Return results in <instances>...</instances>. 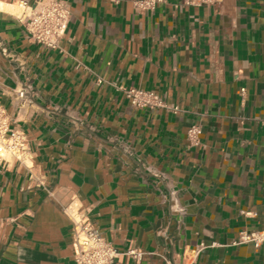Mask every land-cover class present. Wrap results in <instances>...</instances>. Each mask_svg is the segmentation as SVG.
<instances>
[{"label": "crops", "instance_id": "0c3cea01", "mask_svg": "<svg viewBox=\"0 0 264 264\" xmlns=\"http://www.w3.org/2000/svg\"><path fill=\"white\" fill-rule=\"evenodd\" d=\"M19 1L0 0V105L29 149L0 160V264H76L78 219L144 253L113 264H264V244H233L264 227V0H62L56 49L19 20L49 0Z\"/></svg>", "mask_w": 264, "mask_h": 264}, {"label": "built area", "instance_id": "2783aa9c", "mask_svg": "<svg viewBox=\"0 0 264 264\" xmlns=\"http://www.w3.org/2000/svg\"><path fill=\"white\" fill-rule=\"evenodd\" d=\"M115 1V0H114ZM164 0H135L134 7L140 11H153ZM217 0H182L188 6H211ZM19 7L25 10L26 0L19 1ZM71 10L69 5L62 0H49L37 9L22 14L19 20L24 25L29 37L37 44L56 49L63 38L70 20ZM122 88V87H121ZM125 96L131 105L137 108H162L172 112L178 111V106L169 105L161 99L154 90H146L138 87L123 88ZM245 89H241L244 94ZM25 90L18 91V97L23 98ZM202 132L199 124H191L186 131L187 140L191 145L199 143ZM28 139L26 134L12 126L11 118L5 107L0 105V160L10 157L19 163H25L28 155ZM253 243L264 244V227L258 230H241L233 244ZM74 261L76 264H113L121 254L140 260L143 252L129 247L124 251L116 249L107 241L93 224L87 219L75 220L73 232ZM196 254L197 250H193ZM168 264H171L167 262Z\"/></svg>", "mask_w": 264, "mask_h": 264}]
</instances>
